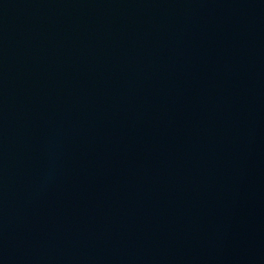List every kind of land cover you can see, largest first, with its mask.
Listing matches in <instances>:
<instances>
[{"label":"water","instance_id":"1","mask_svg":"<svg viewBox=\"0 0 264 264\" xmlns=\"http://www.w3.org/2000/svg\"><path fill=\"white\" fill-rule=\"evenodd\" d=\"M0 264H264V0H0Z\"/></svg>","mask_w":264,"mask_h":264}]
</instances>
